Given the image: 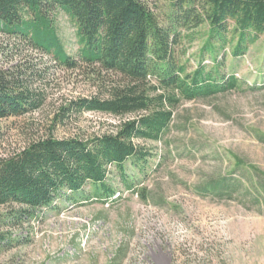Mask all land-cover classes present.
Returning <instances> with one entry per match:
<instances>
[{
    "label": "rangeland",
    "instance_id": "rangeland-1",
    "mask_svg": "<svg viewBox=\"0 0 264 264\" xmlns=\"http://www.w3.org/2000/svg\"><path fill=\"white\" fill-rule=\"evenodd\" d=\"M154 2L162 15L166 0ZM57 26L74 55V28L64 13ZM206 28L177 47L189 71L200 60L212 66L200 54ZM225 53L220 73L234 74L239 88L182 100L160 139H135L148 155L137 165L128 158L123 170L109 167L110 199L96 200L86 184L15 226L4 225L12 242L0 251V264H264V33L244 55L233 57L230 47ZM109 78L84 63L57 67L40 109L0 121V157L48 136L113 132L124 117L94 111L57 117L70 99L104 96ZM15 209L1 206L0 213Z\"/></svg>",
    "mask_w": 264,
    "mask_h": 264
},
{
    "label": "trees",
    "instance_id": "trees-1",
    "mask_svg": "<svg viewBox=\"0 0 264 264\" xmlns=\"http://www.w3.org/2000/svg\"><path fill=\"white\" fill-rule=\"evenodd\" d=\"M158 8L154 0H0V121L40 109L55 69L79 63L110 75L105 95L70 99L57 117L85 111L124 117L110 133L48 136L0 157V207L17 206L0 213V251L12 242L4 225L50 208L63 192L92 184L93 198L110 199L115 189L106 182L109 167L123 170L128 158L135 165L145 160L148 154L134 140L160 139L182 100L240 87L234 74L219 68L226 47L233 57L242 56L264 33V0H166L162 15ZM59 13L73 25L74 55L58 33ZM203 25L200 54L212 66L200 60L189 71L177 47L194 40ZM225 180L209 186L217 189Z\"/></svg>",
    "mask_w": 264,
    "mask_h": 264
}]
</instances>
